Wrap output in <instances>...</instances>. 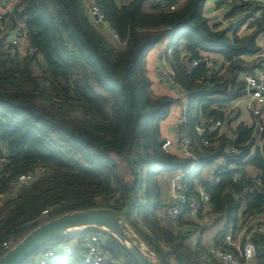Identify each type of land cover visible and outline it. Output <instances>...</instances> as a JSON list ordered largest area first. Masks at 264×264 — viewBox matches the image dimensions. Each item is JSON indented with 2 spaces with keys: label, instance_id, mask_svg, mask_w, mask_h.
I'll return each instance as SVG.
<instances>
[{
  "label": "trees",
  "instance_id": "obj_1",
  "mask_svg": "<svg viewBox=\"0 0 264 264\" xmlns=\"http://www.w3.org/2000/svg\"><path fill=\"white\" fill-rule=\"evenodd\" d=\"M85 1L17 0L14 11L25 21L33 53L20 54L0 38V246L8 239L14 244L64 212L108 206L123 215L161 264H201L198 252L205 251V243L198 235L194 249L189 240L208 225L188 218L184 206L176 227L166 223L164 210L175 201L164 191L163 175L184 171V192L193 196L205 167L224 159L214 181L203 182L211 194L209 215L224 223L215 243L244 202V212L263 210L264 128L262 147L254 150L253 123L233 126L238 113L225 116L222 108L245 96L243 75L263 64L257 38L264 33V0L216 2L227 6L229 15L261 12L243 33L237 26L210 24L203 14L207 0H94L102 22L90 15ZM166 37L164 57L177 86L160 90L145 57ZM178 88L187 93L182 124L191 141L189 157L162 148L169 136L164 122L179 100ZM215 118L225 120L231 133L213 129ZM230 146L238 152H230ZM37 167L45 173L10 187L18 174ZM136 210L139 220L132 217ZM97 231L104 234L109 258L138 264L116 237L97 228L57 236L42 246ZM255 242V262L264 264V236ZM46 264L87 263L74 250Z\"/></svg>",
  "mask_w": 264,
  "mask_h": 264
},
{
  "label": "built area",
  "instance_id": "obj_2",
  "mask_svg": "<svg viewBox=\"0 0 264 264\" xmlns=\"http://www.w3.org/2000/svg\"><path fill=\"white\" fill-rule=\"evenodd\" d=\"M17 0H0V38L5 39L6 45L12 50L19 52L20 54H31L33 53L32 47L29 46L27 39V29L25 21L18 17L14 11ZM86 7L93 17L97 15V20L102 22L104 20L103 12L100 6L94 0H86ZM224 18V20L232 27H235L237 17L245 19L244 22L255 21L261 18V12L247 11L243 15H229V8L225 5H221L216 9ZM240 33H243L239 30ZM168 50V49H167ZM210 57H219L214 54L209 55ZM196 65V61L192 62ZM155 73L159 83L165 86H177L175 82L173 70L163 55V59L155 66ZM245 81L246 94L243 97L245 100V106L254 117L253 121V133L252 138L255 139V144L252 146L261 149L262 131H263V120L261 117V109L264 107V61L260 68L256 69L252 73H246L243 75ZM242 101V98L234 102L227 101L223 105V112L225 116H233L234 109L237 104ZM185 107L181 106V114L184 115ZM183 120L176 121L171 128L169 136L163 141L162 148L164 150L175 149L180 152L183 156H192L191 141L188 132L182 124ZM212 128L219 131L225 127V120L215 118L211 120ZM198 132H203L204 127L200 124L196 125ZM204 145H208L207 139L203 140ZM229 151L237 153L238 150L234 146L229 147ZM4 155V153H2ZM4 158H0V165L3 163ZM218 165L224 164V159H217ZM215 167L208 177H204L203 180H198L195 187V195L186 196L184 192V171H177L171 173L169 180L168 197L175 203L167 206L164 210V217L166 223L169 226L176 227L179 221L178 218L185 208L188 218L197 222L199 225L207 223L212 229L209 232V241L205 243V251L198 252V260L201 264H256L255 253H256V242L255 238L258 235L264 236V208L261 211L244 212L246 209L245 202L242 204L238 211V216L235 221L229 224L227 230L223 233L221 241L215 243L216 234L222 229L224 223L214 222L211 215H209L211 194L203 186L204 181L212 182L215 179L216 168ZM45 173L42 167H37L28 172L18 174L16 178L10 182V187L16 188L17 185L23 183H31L38 177ZM255 174V173H254ZM234 177H239V174H235ZM256 183H260V180L256 178ZM245 190L237 195V198L244 197ZM103 202V200L99 199ZM184 206V208L182 207ZM48 209L42 211V216L46 215ZM132 217L139 220L140 213L138 210L133 212ZM140 224V221H138ZM98 230L105 231L101 228ZM199 232V231H198ZM204 232V231H203ZM197 233V231L193 232ZM192 233V238L189 240V245L192 248H197V236ZM104 234L100 232H92L84 236L79 240H73L67 243H57L47 247L46 249L41 246L34 255L32 262L29 264H46L50 260L59 257L61 254H69L74 250L78 251L81 259L87 264H120L119 262L113 261L107 256L104 250ZM13 245L12 240L8 239L3 242L0 246V253H4L6 249ZM173 264H178L173 261Z\"/></svg>",
  "mask_w": 264,
  "mask_h": 264
},
{
  "label": "water",
  "instance_id": "obj_3",
  "mask_svg": "<svg viewBox=\"0 0 264 264\" xmlns=\"http://www.w3.org/2000/svg\"><path fill=\"white\" fill-rule=\"evenodd\" d=\"M93 18L98 19L97 15ZM86 228H101L116 237L138 264H161L123 215L108 206L72 210L41 222L0 256V264H20L53 238Z\"/></svg>",
  "mask_w": 264,
  "mask_h": 264
},
{
  "label": "rangeland",
  "instance_id": "obj_4",
  "mask_svg": "<svg viewBox=\"0 0 264 264\" xmlns=\"http://www.w3.org/2000/svg\"><path fill=\"white\" fill-rule=\"evenodd\" d=\"M234 1H239V0H234ZM148 7H149V3H145L144 8L145 9H148ZM246 26H248V22H247ZM257 39H258V43L261 45L262 50H263L264 49V33L259 34ZM165 40H166V38H164L159 45L157 44L156 47L154 46L155 48L153 47L146 54L145 63H146L147 69L150 72V74H153V71H154L153 70L154 66L152 67L151 60H154V59H157L158 60L159 55L161 53L164 54L166 52V50H167V43H166ZM174 92L176 94V97H178L179 100L172 107L173 112H172L170 118H173L174 117V119L175 118L176 119L178 118V120H183V115L181 114V106L184 105V107H185V104H186V101H187V93L185 91L181 90V88H178L177 90H174ZM237 113H238V117L234 121L235 124L237 122H240L241 120L248 123V122L252 121V119H253V116H252L251 112L249 110H247V108L245 106V100L240 101V103H239V110L237 111ZM259 118H261L264 121V117H259ZM217 165H218V160L216 159L211 164H209L208 166H206L205 169H204V171H203L204 176L205 177H208V175L210 174V172L215 167H217ZM211 230H214V229H212V227H209L208 226L204 232L200 233V232L197 231V233H193V234H195V236L199 235L201 237L202 243L204 244V243H208V241H209V232Z\"/></svg>",
  "mask_w": 264,
  "mask_h": 264
},
{
  "label": "crops",
  "instance_id": "obj_5",
  "mask_svg": "<svg viewBox=\"0 0 264 264\" xmlns=\"http://www.w3.org/2000/svg\"><path fill=\"white\" fill-rule=\"evenodd\" d=\"M216 2H218V0H207L206 2H205V5H204V10H203V14L209 19V23L210 24H219V28H225V27H227L229 24L224 20V18H223V16L216 10L217 9V7H216ZM259 12V11H258ZM237 21H238V23H236V25L235 26H237V27H240L239 28V30L240 31H242L243 32V30H246V22H243V19H242V17L240 16V18L239 17H237ZM168 40H169V38L168 37H166V43L168 44ZM161 43V41L160 42H158L157 44L159 45ZM156 44V45H157ZM156 45H155V47H156ZM154 47V48H155ZM165 54V53H164ZM163 53H161L160 55H159V57H158V60L157 59H154V60H151V62H152V67L154 66V68H153V74H150V72L148 71V73H149V75L152 77V79H154L155 81H156V87H159L160 88V90H162V89H164L165 87H163L164 85L163 84H161V83H159V81H158V79H157V75H156V73H155V66L159 63V61L160 60H162L163 59V55H164ZM262 56L264 57V49H263V53H262ZM250 59V58H249ZM157 61V62H156ZM156 62V63H155ZM155 63V64H154ZM242 100H243V98H242ZM236 102V101H235ZM235 102H234V104H235ZM240 103V102H239ZM239 110V104H237V107H235V109H234V115H236L237 114V111ZM261 117H264V107H262V109H261V115H260ZM176 121H179L178 120V118L176 119H174V117L173 118H170V117H168L166 120H165V122H164V126H165V129H166V131H167V133H168V135L170 134V132H171V128L173 127V125L176 123ZM242 121V120H241ZM240 121V122H241ZM253 121H254V117H253V119H252V121H250V122H248L249 124L250 123H253ZM233 126L235 125V123H233L232 124ZM223 132H225V133H228V134H230L231 132H230V129L228 128V127H224L223 128ZM170 175H171V173H166V174H164L163 175V180H164V183H167L166 184V186H165V193H166V195L168 196V189H169V183H168V180L170 179ZM203 175H204V173H203Z\"/></svg>",
  "mask_w": 264,
  "mask_h": 264
}]
</instances>
